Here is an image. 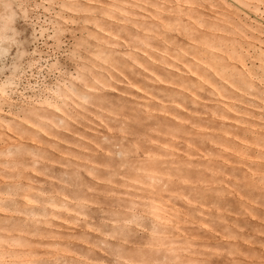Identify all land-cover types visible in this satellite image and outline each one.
Wrapping results in <instances>:
<instances>
[{
    "label": "rangeland",
    "instance_id": "rangeland-1",
    "mask_svg": "<svg viewBox=\"0 0 264 264\" xmlns=\"http://www.w3.org/2000/svg\"><path fill=\"white\" fill-rule=\"evenodd\" d=\"M0 264H264V0H0Z\"/></svg>",
    "mask_w": 264,
    "mask_h": 264
}]
</instances>
